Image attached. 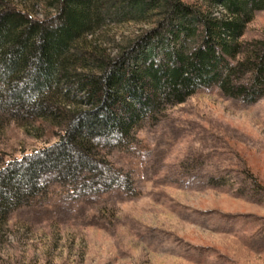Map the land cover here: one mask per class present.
<instances>
[{
    "label": "rangeland",
    "instance_id": "374dc122",
    "mask_svg": "<svg viewBox=\"0 0 264 264\" xmlns=\"http://www.w3.org/2000/svg\"><path fill=\"white\" fill-rule=\"evenodd\" d=\"M6 1L36 17L53 12L48 0ZM150 24L109 22L85 40L113 54ZM239 39H264V9ZM40 126L2 121V158L55 140ZM96 151L129 188L71 191L46 173L40 193L0 224V264H264V93L248 102L202 86L145 116L129 141Z\"/></svg>",
    "mask_w": 264,
    "mask_h": 264
},
{
    "label": "trees",
    "instance_id": "16d2710c",
    "mask_svg": "<svg viewBox=\"0 0 264 264\" xmlns=\"http://www.w3.org/2000/svg\"><path fill=\"white\" fill-rule=\"evenodd\" d=\"M48 4L53 12L36 17L0 0V123L18 121L38 133L48 126L56 135L6 160L0 152V224L40 193L48 172L71 191L128 189L127 174L97 158L96 147L129 141L163 103L181 102L210 84L248 102L264 93V39L251 46L239 39L264 0ZM125 20L151 24L113 54L85 40ZM243 77L247 82L239 83Z\"/></svg>",
    "mask_w": 264,
    "mask_h": 264
}]
</instances>
